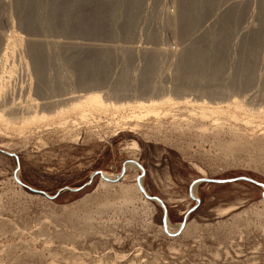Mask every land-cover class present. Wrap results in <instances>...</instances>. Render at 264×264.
<instances>
[{"label": "rangeland", "instance_id": "obj_1", "mask_svg": "<svg viewBox=\"0 0 264 264\" xmlns=\"http://www.w3.org/2000/svg\"><path fill=\"white\" fill-rule=\"evenodd\" d=\"M28 1L0 2V52L11 32L23 39L8 64L14 67L9 100L54 115L57 106L97 89L116 103L168 95L226 104L237 96L248 108L264 109V26L259 30L264 0H216L184 36L180 21L173 20L178 0H119L109 32L101 34L76 31L71 19L52 16L58 0H32L36 13ZM236 4L242 18L224 28L220 16ZM30 10L38 19L34 29L26 26ZM252 37L257 39L253 52L246 48ZM33 39L43 45L44 90L34 70ZM193 45L208 47L211 60L224 56L216 94L207 91L213 65L207 67L203 89L182 87L185 54ZM101 49L116 51L111 63L81 76L79 65ZM246 63L253 66L251 77L238 87ZM166 107L170 110L159 116L130 120L126 129L109 122V113L86 120L71 113L52 124L0 131V264H264V188L246 179L195 183L202 177L240 176L264 183V119L246 124L242 113L240 121L227 114L202 117L198 106L184 102ZM132 160L144 166V176L142 170H127ZM123 167V177L115 182L101 175L117 179ZM141 180L167 205L174 233L193 208L180 233L166 232L164 208L143 194Z\"/></svg>", "mask_w": 264, "mask_h": 264}, {"label": "bare ground", "instance_id": "obj_2", "mask_svg": "<svg viewBox=\"0 0 264 264\" xmlns=\"http://www.w3.org/2000/svg\"><path fill=\"white\" fill-rule=\"evenodd\" d=\"M20 1L25 3V0H20ZM29 1H32V0H29ZM29 1H28V3H29ZM58 1H57V5L55 6V9L53 10L52 16H54V17L58 16L59 18L61 17L62 19H69V20L71 19L72 21L71 20L70 21H71V23L73 22L72 24H73L74 29L76 31L80 30V31H83L85 34L86 33H88V34H101V33H106V31H108L107 30V25L109 23L108 21H109V19L113 18L112 17L113 9L116 8L115 7L116 3L119 0H78L77 2H74V0H73V2L68 0L66 2H60V4H58ZM125 1H128L129 3L133 2V0H125ZM176 1H175V3H176ZM0 2H1V0H0ZM135 2L137 3V0H135ZM241 2H244V0L243 1L241 0ZM241 2H240V4H242ZM30 3H31V8H32L31 10L33 11L35 9L34 5H35L36 1H35V3H34V1H32ZM177 3H178V8H177L178 11H177V13H175L174 18L173 17L172 18H173V20L175 19L177 21L178 20L180 21L179 24L181 23L180 24V33L181 34H179V35H182V36L187 35L189 30L192 28V26L197 24L201 20V18L203 16H205V14H207L208 12L213 10L215 8V6L217 5V1L216 0H178ZM236 3H238V1ZM117 4H119V3H117ZM240 4H236L237 6L234 5L233 7H230V9L228 8L229 11L224 12L220 16V20H221L222 25H223L224 28H226L225 26L227 25V27H229V29H230V26H232L236 22L237 23L240 22L239 18H242V16L240 17V15L242 13H244V12L240 11L239 7H241V6H238ZM28 5H30V4H28ZM122 5H123V3H122ZM124 5H126V4H124ZM18 6H19V3H18ZM36 6H38L37 3H36ZM244 8L245 7L243 6V9ZM27 9L29 10L30 6ZM17 10L21 12V10H19V9H17ZM31 10H30L31 14L26 12L27 14H29V15H26L27 16V18H26L27 25L26 26H28L30 29H32V28L34 29V26L36 24V22H34V21L36 20L35 17L37 15L35 14V17H33L34 13H32ZM136 10H137V8H136ZM23 12H24L23 15L25 16L26 13H25V11H23ZM33 12L36 13V11H33ZM37 14H38V12H37ZM120 14H121V12H120ZM122 14H124V13H122ZM23 15H22V17H24ZM129 16H130V14H129ZM215 16H217V15H215ZM23 20L25 22V18ZM53 20H54L53 23H55V19H53ZM216 20L218 21L217 18H216ZM118 21H119V19H118ZM72 24H71V26H72ZM55 26H56V24H55ZM174 26H175V24H174ZM263 26H264V9L261 12V28L259 29L260 31L263 29ZM175 27H177V26H175ZM71 29H73V28H71ZM111 29H112V27H111ZM223 30H225V29H223ZM223 30H221V31H223ZM214 32H215V30H214ZM220 33H222V32H220ZM102 35H104V34H102ZM2 36L3 35L0 32V37L2 38ZM190 37H191V35H190ZM5 38H6V36H5ZM214 39H216V38L214 37ZM22 40L23 39H22V37H21V35L19 33H16L15 31L11 32L9 34L8 38L6 39V43L3 42L5 44L3 45L4 47L2 48V50L0 52V131H3V130L4 131L5 130H9V131L21 130L22 131L24 129L29 128L31 125H38L40 123H45L46 125L52 124V123H55V122H59L57 120L58 118H64L65 115H68V114H71V113L79 114L84 120H86L88 116H93L95 113H109L111 115V117H109V122L115 123L118 126V129H126V127H127L126 125L130 122V120H139L140 121L141 119H144L145 117H148V116H159L164 111L170 110L166 106H171L173 104L174 105L175 104H179L181 102H184L187 105L192 104L194 106H198L201 109V113L200 114L202 115V117H206L208 115L212 116L214 114H227L230 117L232 116V117H234L236 119H239V120L241 118V120L243 122H245L246 124L253 123L255 118L264 119V109L256 110L254 108H248V106H246V103L244 102V100L243 99H239L237 96H235L234 99L232 98L233 100L231 99L232 101H228V103H226V104H223L221 102L209 103V102H207L204 99L203 100H199V99H190V98H184V100H182V101L181 100L177 101L172 96H168V95L167 96L163 95L162 97L160 96L158 98L157 97H155V98L152 97V98L145 99V100H140V101L136 100L137 102H135V104L134 103L130 104L129 102H127L128 100L126 102H119V103H116V102H113V101H109L110 99L108 100V97L106 98L101 92L96 91L97 89L95 91L91 90L90 92H87L85 95H83L81 97V99L80 98L74 99L73 102H71L66 107H58L57 106L58 110H56L54 115H48L46 113L40 114L37 109L33 110L32 109L33 107L31 105H29V106L22 105V104H19L17 102H14L15 100L14 101L9 100L8 97H7L8 86L10 85L11 78L13 76L12 74H14L13 73L14 72L13 71L14 67L12 66L13 67L12 68L8 64H9V61L11 60L10 58L12 57L13 53L15 52L14 51L15 50V46H17L16 43L17 42L19 43ZM216 40H218V39H216ZM196 42H198V41H196ZM256 43H257V39L255 37H252V38H249V39L247 38L246 48H248L250 51H252V50L257 51L256 50L257 49L256 48ZM29 44H30V48H31V51H32L31 55L33 56V65H34V68H35L34 70H36V73L38 75L37 77H39L41 79L40 80V82H41L42 78H43V80L46 79V78H44L45 75H43L44 71H43V68H42L44 66L43 65V61L44 60H42V57L44 59L45 55L42 56L40 54L41 51H39L42 48L43 45H42L41 42H38L37 40H34V39L30 40ZM203 46H204V44H203ZM203 46H199V45L195 46V45H193V46H191V49H190L189 53L187 52L188 54H185V60H186V62H185L186 63V65H185L186 66V71H185V75H184L185 76L184 77L185 84H182L183 85L182 87H184V85H185V87L186 86L187 87L194 86L195 88L203 89L202 88L203 86H201V85L206 80L205 79V73H208V72H206L207 69H208L207 67H209L210 65H213V73L211 72L212 75L209 77V78H211V80H210L211 84H210L209 88L207 89V91L209 90V92H212V94L213 93L216 94V92L219 91V86H220V85L218 86L219 72H221V69H222V66H223V61H224L223 57L224 56H223L222 53H218L216 58L214 60H211L213 57L210 58L211 55L209 56L208 47H206V46L203 47ZM212 46H213V44H212ZM1 47L2 46H0V48ZM98 47H101V46L99 45ZM102 48H104V47H102ZM105 48H106V46H105ZM114 49L116 50V48H114ZM114 49H112V50H114ZM41 50H43V48ZM98 50H100V49H98ZM222 50H223V48H222ZM106 51L107 52H104V51L103 52L94 51L95 53H91L90 52L91 53V55H90L91 59L90 60L88 59L87 61H84V60H86V59H84L82 64H81L82 66L79 65L80 66V72H81L80 74H81V76L84 75L86 77V74L89 73L91 70H92L91 73L96 72L95 70L104 71V68H106L107 64L110 62L109 60L113 57V53H111V52H114V51L110 52V50L108 51L107 49H106ZM115 52H114V54H116ZM42 54H43V52H42ZM254 54H255V52H254ZM212 56H214V55L212 54ZM12 58H14V57H12ZM13 61L14 60H12V63H13ZM154 62H156V61H154V58H152L151 62H150L151 67L153 66ZM12 65H14V63ZM185 66H184V68H185ZM251 66L252 65H248L246 63V67H244L242 73L241 74L239 73L240 74V77H239L240 83L238 84V82H239L238 81L237 82L238 85L236 84L238 87L240 85H242L244 87L243 84L246 85V83L248 82V79L251 77V70H252ZM148 70H149V68H148ZM98 73H99L98 75H100V71ZM90 74H88V75H90ZM85 77H84V79H86ZM95 77H93V78H95ZM103 78L104 77H102V79ZM145 80H147V79L145 78ZM80 81H82L84 83L83 79L80 80ZM40 82L38 84L39 86H40V84H42V82L41 83ZM116 82H117V80H116ZM83 83H81V84H83ZM43 85H42V87L40 86L42 89H43ZM143 85H144L143 87H146V85H147L146 82H144ZM40 87H38V88H40ZM204 87H206V86H204ZM27 89H28L27 93H31V91L33 90V83L32 82L27 87ZM44 89H45V86H44ZM111 91L116 93L114 91V89L111 90ZM118 91L119 90H117V92ZM143 92H145V88H143ZM36 106H38V105H36ZM46 106H49V104H47V105H43L42 104V107H46ZM128 107H130V108H128ZM163 107H166V108L163 109ZM127 108L129 110H131V111L129 112L130 114L126 116V114L125 115L123 114V111H124V109H127ZM7 113H9L10 115H13V116H6ZM240 113L244 114L245 116L239 118V116H240L239 114ZM201 115H200V117H201ZM133 145H134L135 148L136 147L139 148V145H138V143L136 141H134ZM130 162H132V163L128 165L127 170L129 168H134L136 170H141V166L137 164L136 160H132ZM106 174L108 176H110V177L117 176V175H114L112 173L111 174L110 173H106ZM120 175H121V173L119 174L118 178L120 177ZM142 176H144V174ZM122 177H123V175H122ZM121 178H119V179H121ZM106 180L107 181H111V182H115L114 180H116V179H107L106 178ZM197 182L198 181H196L195 183H197ZM141 183H143V185H144L143 180H141ZM195 189H197V184L194 185V192L196 193ZM165 228H167L170 233L175 234L174 231L172 230L173 229L172 228V224H171L170 220H168V219L166 220ZM175 228L177 229V231H179V230L182 231V229L184 228V225H183V223H179L178 225H176Z\"/></svg>", "mask_w": 264, "mask_h": 264}, {"label": "water", "instance_id": "obj_3", "mask_svg": "<svg viewBox=\"0 0 264 264\" xmlns=\"http://www.w3.org/2000/svg\"><path fill=\"white\" fill-rule=\"evenodd\" d=\"M136 162H137L138 165L141 166L142 174H144V172H145L144 166H143L141 163H139L138 161H136ZM124 173H125V167H123V171L121 172V175H120L119 178H121L122 175H123ZM101 175H102V177H103L104 179H106V177L104 176V172L101 171ZM119 178L116 179V180H119ZM238 179H246V180H249V181H251V182H253V183H255V184L261 185V186L264 188V183L259 182V181L255 180V179H253V178H251V177H247V176H240V177L228 178V179H215V178L202 177V178L198 179L197 181H198V182H201V181H208V182H229V181H235V180H238ZM18 180L20 181V179H18ZM116 180H114V181H116ZM138 181H139V180H138ZM20 182H21V181H20ZM21 183H22V182H21ZM139 188L141 189V191L143 192V194H144L148 199L155 200V201L159 202V203L162 205V207L164 208V225L166 226V220H167V218H168V209H167V205L163 202V200H162L160 197H158V196H153V195L149 194V192H148V191L146 190V188L144 187L143 183H140ZM72 190H74V189H72ZM192 195H193V193H192ZM263 195H264V194H263ZM197 199H198V198H197ZM198 200H199V199H198ZM194 208H195V207H194ZM192 210H193V208L190 209L189 211H187V212L185 213L184 219H183V221H182L183 225H185L186 220H187V218H188V215H189V213H190ZM165 230H166V232H167L168 234H170V235H177L178 233L181 232V230H179L177 233L173 234V233H170V232L168 231L167 228H165Z\"/></svg>", "mask_w": 264, "mask_h": 264}]
</instances>
